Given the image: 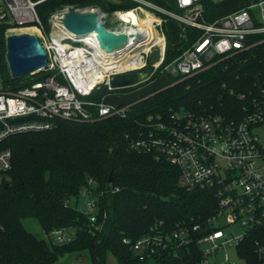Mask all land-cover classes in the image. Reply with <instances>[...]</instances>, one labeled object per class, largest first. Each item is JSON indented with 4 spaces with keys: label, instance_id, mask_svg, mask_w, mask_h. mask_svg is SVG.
Wrapping results in <instances>:
<instances>
[{
    "label": "built area",
    "instance_id": "built-area-1",
    "mask_svg": "<svg viewBox=\"0 0 264 264\" xmlns=\"http://www.w3.org/2000/svg\"><path fill=\"white\" fill-rule=\"evenodd\" d=\"M47 1L0 0L5 39L14 33L34 34L48 58L44 71L52 73L17 90H0V144L11 136L48 130L57 119L92 123L111 116L125 117L129 102L106 99L112 91L108 80L113 75L144 73L150 65L141 85L157 69L163 74L177 72L176 83L212 69L229 72L247 61L250 49L264 42V0H242L241 8L212 21L204 17L209 0H165L176 11L152 0H109L131 5L112 11L96 5H66L50 14L46 28L38 7ZM72 11L98 13L102 27L109 33L126 35V43L107 49L97 30L82 35L69 32L64 20ZM167 20L196 33L192 41L185 38L178 48L180 53L165 63L162 26ZM110 22L126 27L112 31L106 28ZM154 53L156 58L148 62ZM94 73L103 76L88 87ZM250 86L253 89L244 92L228 91L241 103L239 113L170 108L165 115L150 116L146 124L137 127L135 135L128 136L131 150L174 166L182 189L208 192L215 200L214 210L207 215L171 224L157 220L135 240L123 238L140 261L210 264L217 251L234 247L246 264H264V135L259 133L264 126V74L259 73ZM104 87L107 92L102 96H92ZM11 160V151L0 149V183L11 169ZM104 191L89 178L79 192L89 230H99L103 224L97 215L98 195ZM229 224H238L242 233L227 237L224 226ZM70 234L65 229L53 231L49 240L64 243ZM203 243L208 246L202 247ZM222 264H229L227 254Z\"/></svg>",
    "mask_w": 264,
    "mask_h": 264
},
{
    "label": "trees",
    "instance_id": "trees-1",
    "mask_svg": "<svg viewBox=\"0 0 264 264\" xmlns=\"http://www.w3.org/2000/svg\"><path fill=\"white\" fill-rule=\"evenodd\" d=\"M152 1L171 9L169 1ZM66 5L81 8L96 5L104 11L131 6L109 0H49L38 7L39 17L46 24L53 11ZM241 7L242 0L218 3L209 0L204 17L212 21ZM163 25L167 63L180 53L179 47L172 52L169 45L180 46L185 38L192 41L196 30L186 28L181 33L172 20ZM247 55V61L235 65L233 71L212 69L160 90L129 109L125 117L111 116L92 123L57 119L48 130L30 131L3 141L0 149H9L12 160L11 169L0 183V264H57L61 256L82 250L88 251L92 264H104L108 253L117 264H153L140 261L122 239L135 240L157 220L171 224L207 215L214 210L215 200L208 192L182 189L174 166L131 150L128 136L135 135L141 118L152 113L165 115L170 108L209 110L224 115L239 113L241 103L228 91L253 89L252 80H257L259 73L264 74V42ZM0 68L2 89L10 90L29 86L52 74L42 71L12 79L5 62L3 25H0ZM150 70L147 66L143 72ZM160 72L158 69L155 73ZM105 92L106 87L92 96L98 98ZM109 175L111 184L107 183ZM89 178L105 190L98 195L97 216L103 224L96 231L89 230V219L77 204L71 205L72 199L78 201L79 192ZM24 218L35 219L47 235L61 229L71 231L70 240L52 243L37 238L24 228Z\"/></svg>",
    "mask_w": 264,
    "mask_h": 264
},
{
    "label": "water",
    "instance_id": "water-1",
    "mask_svg": "<svg viewBox=\"0 0 264 264\" xmlns=\"http://www.w3.org/2000/svg\"><path fill=\"white\" fill-rule=\"evenodd\" d=\"M66 29L76 35H82L97 30L105 48L110 49L124 45L127 37L124 34L115 35L106 31L101 24L98 13H81L72 11L64 20ZM5 60L12 79L35 75L47 68L48 58L38 38L28 32L14 33L5 39ZM142 72H130L113 75L108 80L111 90L134 87L145 78ZM108 184L112 183L109 175Z\"/></svg>",
    "mask_w": 264,
    "mask_h": 264
},
{
    "label": "rangeland",
    "instance_id": "rangeland-1",
    "mask_svg": "<svg viewBox=\"0 0 264 264\" xmlns=\"http://www.w3.org/2000/svg\"><path fill=\"white\" fill-rule=\"evenodd\" d=\"M211 1L213 3H218V2L223 1V0H211ZM171 10L176 11L175 8H171ZM230 12H232V11H230ZM227 13H229V12H227ZM43 24L45 25L46 28L49 27L48 20H47L46 24L45 23H43ZM107 26L108 27H106V28H110L112 31H115L116 29H122L121 25L118 22H110ZM163 26H162V30H163ZM179 28L181 30V33L182 32L184 33V31H186V29L183 28V26H181V25H179ZM163 32H164V30H163ZM164 34H165V32H164ZM177 45H174V44L169 45L170 48L172 47L170 50L172 52L175 51L177 49V47H179V43ZM156 56H157L156 53H154L151 57L148 58V62L152 63V61H154ZM5 62H6V60H5ZM148 67L151 69L150 65ZM6 70L7 69L5 67H3L4 75H7ZM156 71H158V69ZM156 71H154L150 75V78H148L145 81V83L148 82L147 84H144L145 86H142L140 88L139 87L134 88V89H132V88L131 89L130 88L119 89V90L115 89V90H112L106 96V99H109L112 102H119V101L126 102L127 100H129L128 101L130 103L129 109H131L132 107H136L139 102H142V101L146 100L147 98L153 96L154 94H157L160 90L176 84L177 80L175 81V79L178 78L177 72L167 71V72H165V74H163L162 72H160V74H159V73H155ZM1 72L2 71L0 68V90L3 87ZM164 84H166V85L162 86ZM5 90L11 91L10 88H8V87ZM155 115L156 114L152 113L151 115H147L146 117L141 118V120H139V122L137 123V127L138 126L140 127L142 124H146L150 120V116H152V118H153V116H155ZM154 121L155 120L152 119V122H154ZM259 133H260L261 137L264 135V126L259 131ZM75 204H77V206L80 210L84 209L83 199L81 197L78 199V201H76L75 199L71 200V205L73 206ZM22 224L28 232L32 233L37 238L44 239L48 242L50 241L49 235H47L43 232L42 228L39 226L38 222L35 219L24 218L22 220ZM224 230L227 234V237L236 236V235H239L242 233V228L238 224L225 225ZM52 238L54 239L53 236H52ZM201 246L206 247V246H208V244L203 243ZM225 254H227L229 256V264H246V261L244 260V258H240L237 255V250L234 247H224L221 250L217 251L215 253L214 258H210V264H222ZM57 264H92V263H91V258H90L88 251L82 250L79 252L67 253V254L61 256L59 258ZM104 264H117V263H116L115 258L112 256V254L108 253L105 256Z\"/></svg>",
    "mask_w": 264,
    "mask_h": 264
},
{
    "label": "bare ground",
    "instance_id": "bare-ground-1",
    "mask_svg": "<svg viewBox=\"0 0 264 264\" xmlns=\"http://www.w3.org/2000/svg\"><path fill=\"white\" fill-rule=\"evenodd\" d=\"M125 25L122 27V29H125ZM145 30H148V29H145ZM28 31H31V32H35V30H33V29H29ZM102 73L100 74H92L91 76H90V80H89V82L87 83V86L88 87H91L95 82H97L98 80H100L101 78H102Z\"/></svg>",
    "mask_w": 264,
    "mask_h": 264
},
{
    "label": "crops",
    "instance_id": "crops-1",
    "mask_svg": "<svg viewBox=\"0 0 264 264\" xmlns=\"http://www.w3.org/2000/svg\"><path fill=\"white\" fill-rule=\"evenodd\" d=\"M143 86H145V85H143ZM140 87H142V86H139V88ZM136 88H138V87H136ZM109 100V99H108ZM110 101V100H109ZM128 101V100H127ZM112 102V101H111ZM116 103H122L121 101H119V102H116Z\"/></svg>",
    "mask_w": 264,
    "mask_h": 264
}]
</instances>
